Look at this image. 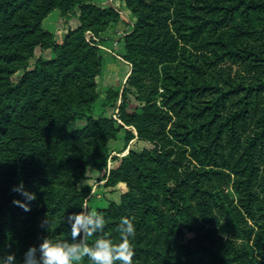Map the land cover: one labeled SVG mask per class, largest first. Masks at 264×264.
<instances>
[{"label": "trees", "instance_id": "16d2710c", "mask_svg": "<svg viewBox=\"0 0 264 264\" xmlns=\"http://www.w3.org/2000/svg\"><path fill=\"white\" fill-rule=\"evenodd\" d=\"M122 2L136 21L121 37L132 67L118 120L108 112L119 90L96 102L102 57L83 30L120 11L101 0H0V251L20 260L44 235L71 241L64 217L90 193L79 181L110 167L105 187L120 199L98 209L104 230L89 243L118 242L128 216L133 264H264V0ZM56 8L82 22L61 42L42 25ZM121 130L127 144L151 145L111 157ZM21 180L37 193L27 212L12 203Z\"/></svg>", "mask_w": 264, "mask_h": 264}, {"label": "rangeland", "instance_id": "374dc122", "mask_svg": "<svg viewBox=\"0 0 264 264\" xmlns=\"http://www.w3.org/2000/svg\"><path fill=\"white\" fill-rule=\"evenodd\" d=\"M101 2L107 6H113L120 11L118 20H112L107 23H95L89 26L86 24L90 21V18H87L85 20L86 22H84L85 28L83 30V36L89 44L96 46L99 49V54L102 57L101 67L97 78L99 81L100 93L96 102L99 103L103 98L110 96L111 91L119 90L120 97L118 100V107L112 108L108 112L110 117L112 116L113 118L119 120V106L122 103V90L132 67V64L123 58L125 42L121 37L132 29L131 24L136 21V17L130 9L123 4L122 0H101ZM56 10H59V8H56ZM60 23L63 25V22ZM67 23L68 25L65 26L67 27V31L65 32L63 38H65L70 31H73L82 25L79 13L69 15L65 24ZM57 25H59L58 18L57 16H54L47 21L45 26H43L44 29L52 32L57 38ZM59 36L62 37V33H59ZM55 55L56 54L52 49H48L41 54V56L45 59H52ZM230 66L236 68L237 70L238 68L243 70L241 66L238 67L236 64H230ZM243 71L246 72L245 70ZM126 103L129 109H132L139 104V102L132 95L127 97ZM84 124V121L79 120L73 123L70 129L75 131L76 129L83 127ZM126 128L132 129L137 135V131L133 126H126ZM150 145L151 143L139 140L138 137L134 138L127 144L125 130H121L114 138L109 140L111 157L116 155L123 156L129 153L130 149L138 150ZM111 157L109 165L113 160ZM109 168L88 167L85 176L79 181L80 187H87L90 189V193L86 197L84 203H86L91 209L98 211L99 208L104 207L106 200L113 199L119 201L120 199L118 191L113 192L105 187V182L109 174ZM5 250L6 249L4 248L2 251L5 252Z\"/></svg>", "mask_w": 264, "mask_h": 264}, {"label": "clouds", "instance_id": "9594fccd", "mask_svg": "<svg viewBox=\"0 0 264 264\" xmlns=\"http://www.w3.org/2000/svg\"><path fill=\"white\" fill-rule=\"evenodd\" d=\"M12 191L23 197H14L12 203L25 212L30 211L37 193L30 191L23 180L13 185ZM64 222L70 228L71 241L44 235L38 244L27 247L20 260L13 252L5 255L0 251V264H80L85 257L91 264H133L135 253L130 238L135 236L136 226L128 216L120 219L118 231L121 236L118 242L102 236H97L91 243L85 239L102 233L105 226L104 217L86 203H82L77 211H69ZM40 226L47 231V216L41 220Z\"/></svg>", "mask_w": 264, "mask_h": 264}, {"label": "crops", "instance_id": "0c3cea01", "mask_svg": "<svg viewBox=\"0 0 264 264\" xmlns=\"http://www.w3.org/2000/svg\"><path fill=\"white\" fill-rule=\"evenodd\" d=\"M54 16H57V18H58V24L59 25H57L56 26V33H57V40L60 42V41H62V39H64L63 37H64V34H65V32L67 31V27H65L66 25H68V23L67 24H65L66 23V19H64L62 16H61V14H60V11L59 10H56V9H53L47 16H46V18L43 20V22H42V25H46V23H47V21L51 18V17H54ZM60 22H63V25H62V23H60ZM43 26V27H44ZM59 33H62V37H60L59 36Z\"/></svg>", "mask_w": 264, "mask_h": 264}]
</instances>
